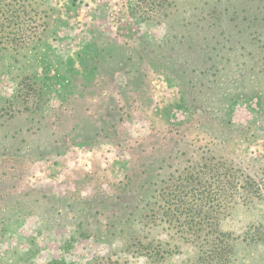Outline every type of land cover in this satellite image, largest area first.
Segmentation results:
<instances>
[{
  "label": "rangeland",
  "instance_id": "1",
  "mask_svg": "<svg viewBox=\"0 0 264 264\" xmlns=\"http://www.w3.org/2000/svg\"><path fill=\"white\" fill-rule=\"evenodd\" d=\"M244 1L0 0V264H264Z\"/></svg>",
  "mask_w": 264,
  "mask_h": 264
},
{
  "label": "trees",
  "instance_id": "2",
  "mask_svg": "<svg viewBox=\"0 0 264 264\" xmlns=\"http://www.w3.org/2000/svg\"><path fill=\"white\" fill-rule=\"evenodd\" d=\"M253 1L254 0H246L241 2L239 6L234 8L231 17L228 12L225 11V15L215 20V23H210V27L211 29L213 27H219L221 28V31L225 33L226 38L223 39L224 52L231 51L235 47L237 48V54L241 57L238 62V65H240V67L238 66L239 73L244 74L254 67L255 71L258 72L257 76H260L264 72L262 69L263 67L259 66L258 68V63L257 65L255 63L249 65V58L245 56L250 55V50L246 47H250L254 41L258 43L261 42L257 44V47H260L259 45H261L259 50L264 49V14L262 17L258 18L256 15V5ZM261 26L263 27L262 30L260 28ZM226 43L230 45H227ZM223 56L225 58L226 53ZM227 58L228 57L225 59L226 61L232 62V60H228ZM250 58L252 59V57ZM252 60L253 62L256 61L254 59Z\"/></svg>",
  "mask_w": 264,
  "mask_h": 264
}]
</instances>
